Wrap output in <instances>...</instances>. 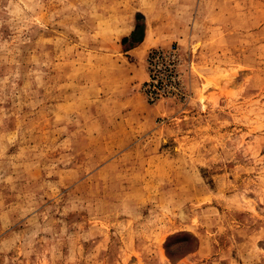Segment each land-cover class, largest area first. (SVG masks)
<instances>
[{"label": "rangeland", "instance_id": "1", "mask_svg": "<svg viewBox=\"0 0 264 264\" xmlns=\"http://www.w3.org/2000/svg\"><path fill=\"white\" fill-rule=\"evenodd\" d=\"M0 264H264V0H0Z\"/></svg>", "mask_w": 264, "mask_h": 264}, {"label": "trees", "instance_id": "2", "mask_svg": "<svg viewBox=\"0 0 264 264\" xmlns=\"http://www.w3.org/2000/svg\"><path fill=\"white\" fill-rule=\"evenodd\" d=\"M143 38V33L141 32L140 26H136L128 36L122 38V42L128 43L130 47L135 46V44L140 43Z\"/></svg>", "mask_w": 264, "mask_h": 264}, {"label": "bare ground", "instance_id": "3", "mask_svg": "<svg viewBox=\"0 0 264 264\" xmlns=\"http://www.w3.org/2000/svg\"><path fill=\"white\" fill-rule=\"evenodd\" d=\"M146 39V38H145Z\"/></svg>", "mask_w": 264, "mask_h": 264}]
</instances>
